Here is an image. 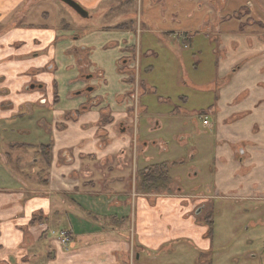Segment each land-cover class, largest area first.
<instances>
[{"label": "crops", "instance_id": "crops-1", "mask_svg": "<svg viewBox=\"0 0 264 264\" xmlns=\"http://www.w3.org/2000/svg\"><path fill=\"white\" fill-rule=\"evenodd\" d=\"M44 1L0 0V264H219L211 259L218 258L215 242L221 241L201 221L204 206L191 216L185 201L142 194L114 166L125 164L118 157L128 155L134 129L141 139L138 115L146 110L139 104L146 91L131 96L136 103L126 101L131 86L117 65L136 60L138 84L154 91L139 73L141 56L154 55L152 46L144 49L133 30L165 48L181 40L177 35L189 40L185 31L157 28L149 13L158 5L163 25L168 18L175 22L183 0H146L148 14L133 30L107 32L99 40L93 29L71 35L72 41L67 31L44 22ZM73 1L87 12L86 21L90 11L105 16L132 2ZM125 16L135 21L136 14ZM207 23L203 33L212 35L211 44L218 42L222 83L232 73L207 111L216 151L213 171L200 188L215 194L222 210L251 203L245 200L254 193L264 196V33L240 24L225 32L218 20L213 30ZM114 66L116 74L102 71ZM88 86L94 91L82 92ZM37 146L51 148L43 173L35 172L43 164L33 157ZM143 148L148 151L147 141ZM61 234L70 238L66 245L59 243Z\"/></svg>", "mask_w": 264, "mask_h": 264}, {"label": "rangeland", "instance_id": "rangeland-1", "mask_svg": "<svg viewBox=\"0 0 264 264\" xmlns=\"http://www.w3.org/2000/svg\"><path fill=\"white\" fill-rule=\"evenodd\" d=\"M209 1H181L178 10L181 7L182 12L176 14V23L168 18L166 25L162 23L164 19H161L158 5L149 11L157 28L169 27L176 34L185 31L186 36H191L189 40L184 41L183 35H177L181 40L176 39L173 42L175 46L168 48L161 42L152 41L150 38L153 39L154 36L145 32L137 35V30H133L134 25L140 26L144 23L143 19L148 14L146 0L141 8V0H132L130 5L123 4L105 16L100 15V11H90L89 21L58 0H45L40 8L49 13L44 22L67 31L69 40L71 35L78 36L83 31L90 33L93 29L99 32V40H102L107 32L112 34L122 31L125 29L123 25H126L134 31L135 40L139 36L142 37L144 49L152 46L154 55L146 58L141 56L142 64L144 62L146 66L143 65L139 73L154 91H147L144 86L138 84L136 60L129 65L122 62L117 65L125 83L131 86L130 92L125 95L126 101L136 103V97L131 96L146 91L139 100V104L145 106L146 110L142 114L138 115L139 111L137 113V128L142 133L141 139L136 137L134 129V140L131 141L128 155L125 158L118 157L125 164L120 161L114 166L118 167L121 173H127L128 184L137 186L142 194L166 195L185 201L191 216H194L198 208L204 206L206 209L201 221L209 225L213 236L221 241L215 242L219 250L218 258L211 259V263L219 261V264H264L263 194L254 193L245 200L251 203H242L240 206L230 203L229 208L219 210L217 202L214 201L216 195H207L204 188L200 189L208 182L213 171L216 151L212 118L207 111L210 106L215 105L219 87L229 83V76L232 74L229 72L225 83H222L217 68L218 56L214 51L218 42L211 44L207 37L212 35L203 33L206 19L207 25L213 30V23L218 20V30L225 32L241 26L247 31L264 33V0H223V6L221 0H213L211 3ZM171 10L173 7L169 4L170 13ZM130 13L136 14L134 22H130L125 16ZM87 36L89 35H84L81 40ZM135 45L134 54L135 51L138 52ZM78 54V57L85 60L84 54ZM115 66L114 70L102 67V71L108 76L116 74ZM147 66L151 69L145 72ZM93 76H97V72ZM81 78L84 80L85 76ZM155 123H158L157 128ZM144 141L148 142L147 152H143ZM50 149L49 146L41 149L37 146L34 150L36 154L33 157L41 159L44 164L39 168V164L31 162L36 164L35 172L43 173V170H47L46 166H50ZM154 166H162L161 179L157 186L149 190L143 189V177ZM259 220L262 223H259ZM250 222L253 224L250 225Z\"/></svg>", "mask_w": 264, "mask_h": 264}, {"label": "trees", "instance_id": "trees-1", "mask_svg": "<svg viewBox=\"0 0 264 264\" xmlns=\"http://www.w3.org/2000/svg\"><path fill=\"white\" fill-rule=\"evenodd\" d=\"M123 27H125V29L127 28L126 25H123ZM161 170L162 166H154L146 175H144L142 181L143 189L149 190L152 187L157 186V183L161 179Z\"/></svg>", "mask_w": 264, "mask_h": 264}, {"label": "water", "instance_id": "water-1", "mask_svg": "<svg viewBox=\"0 0 264 264\" xmlns=\"http://www.w3.org/2000/svg\"><path fill=\"white\" fill-rule=\"evenodd\" d=\"M62 2L64 5L71 8L74 12H76L79 16L86 18L88 16L87 12L75 1L73 0H58Z\"/></svg>", "mask_w": 264, "mask_h": 264}, {"label": "built area", "instance_id": "built-area-1", "mask_svg": "<svg viewBox=\"0 0 264 264\" xmlns=\"http://www.w3.org/2000/svg\"><path fill=\"white\" fill-rule=\"evenodd\" d=\"M69 237L66 234H61L60 235V239H59V243L62 245H66L69 242Z\"/></svg>", "mask_w": 264, "mask_h": 264}, {"label": "flooded vegetation", "instance_id": "flooded-vegetation-1", "mask_svg": "<svg viewBox=\"0 0 264 264\" xmlns=\"http://www.w3.org/2000/svg\"><path fill=\"white\" fill-rule=\"evenodd\" d=\"M87 77V76H86ZM88 80H90V77H88ZM94 91V88L93 87H91V86H88V87H86V89H85V91H82V92H85V93H92ZM80 94H81V92H80Z\"/></svg>", "mask_w": 264, "mask_h": 264}]
</instances>
